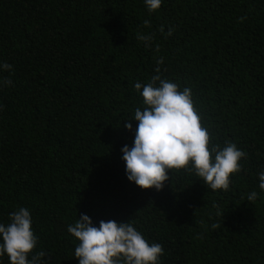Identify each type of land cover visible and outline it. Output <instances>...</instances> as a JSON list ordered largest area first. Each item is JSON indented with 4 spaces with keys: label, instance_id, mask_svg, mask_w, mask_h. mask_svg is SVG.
Here are the masks:
<instances>
[{
    "label": "trees",
    "instance_id": "trees-1",
    "mask_svg": "<svg viewBox=\"0 0 264 264\" xmlns=\"http://www.w3.org/2000/svg\"><path fill=\"white\" fill-rule=\"evenodd\" d=\"M160 57L162 78L191 89L211 144L246 153L227 191L185 169L160 191L127 180L134 84ZM0 63L12 66L0 71L11 82L0 86V222L29 209V259L78 264L67 227L86 214L132 223L163 246L160 264H264V0H164L154 12L144 0H0Z\"/></svg>",
    "mask_w": 264,
    "mask_h": 264
},
{
    "label": "clouds",
    "instance_id": "clouds-1",
    "mask_svg": "<svg viewBox=\"0 0 264 264\" xmlns=\"http://www.w3.org/2000/svg\"><path fill=\"white\" fill-rule=\"evenodd\" d=\"M163 2L144 0L148 12L158 10ZM172 31L169 28L164 33L163 27L160 29L165 36H171ZM137 40L150 47L153 36L137 33ZM155 50L159 52V45ZM163 63V57L156 59V75L147 84H134L142 107H136L133 118L127 119L138 123L132 146L121 148L126 178L141 189L160 191L169 179V170L185 169L199 177L208 189L227 191L230 176L241 171L240 161L246 153L232 142L223 147L211 144L209 130L202 125L203 118L194 107L191 89L180 90L178 84L162 78L159 66ZM11 68L10 64L0 63V71ZM10 83L2 80L0 86ZM124 127L133 129L131 122ZM258 187L264 192V170L258 173ZM257 197L258 193L253 191L247 200L254 201ZM8 221L0 222V258L6 255L9 264H41L44 252L29 259L38 243L29 209L19 207L9 213ZM67 232L78 241L74 249L78 264H160L164 255L161 244H149L130 222L101 220L96 226L88 215L81 214L74 224L68 225Z\"/></svg>",
    "mask_w": 264,
    "mask_h": 264
}]
</instances>
